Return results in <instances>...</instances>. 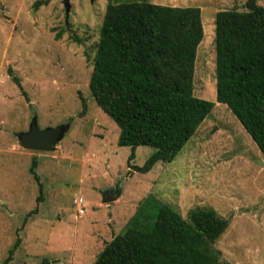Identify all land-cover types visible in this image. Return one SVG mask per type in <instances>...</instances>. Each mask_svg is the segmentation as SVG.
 I'll use <instances>...</instances> for the list:
<instances>
[{
  "label": "rangeland",
  "instance_id": "374dc122",
  "mask_svg": "<svg viewBox=\"0 0 264 264\" xmlns=\"http://www.w3.org/2000/svg\"><path fill=\"white\" fill-rule=\"evenodd\" d=\"M37 1L0 0V264L18 239L8 264H95L146 198L149 221L161 206L185 218L193 208L216 210L230 221L215 245L222 261L264 264V156L230 109L216 101L215 16L245 11L247 0H148L201 9L205 35L194 93L215 103L176 159L148 173L139 169L156 150L138 147L129 161L131 148L118 146L120 129L89 88L106 9L117 1L71 0L69 30L63 0L35 10ZM35 115L41 129L71 122L56 151L20 146L16 134L28 131ZM34 159L39 182L31 172ZM116 186L121 197L103 204V194ZM77 197L85 201L84 216Z\"/></svg>",
  "mask_w": 264,
  "mask_h": 264
},
{
  "label": "trees",
  "instance_id": "16d2710c",
  "mask_svg": "<svg viewBox=\"0 0 264 264\" xmlns=\"http://www.w3.org/2000/svg\"><path fill=\"white\" fill-rule=\"evenodd\" d=\"M116 1L106 9L89 88L119 127L118 146L131 148L129 161L138 147L156 150L139 169L148 173L159 162L172 163L215 107L194 93L197 53L205 35L202 11L148 0ZM259 1L247 0L245 11H219L214 45L216 101L230 109L264 156V7ZM49 2L37 1L33 8ZM9 76L25 96L11 70ZM37 165L34 159L31 172L39 182ZM149 202L146 198L139 205L95 264H231L222 261L215 247L230 227L227 218L209 207L193 208L185 218L161 206L149 221ZM20 244L18 239L3 264Z\"/></svg>",
  "mask_w": 264,
  "mask_h": 264
},
{
  "label": "water",
  "instance_id": "95a60500",
  "mask_svg": "<svg viewBox=\"0 0 264 264\" xmlns=\"http://www.w3.org/2000/svg\"><path fill=\"white\" fill-rule=\"evenodd\" d=\"M92 1V0H91ZM65 10V24L69 30V18L72 9L71 0H63ZM71 128V122L57 127L41 129L38 118L35 115L31 121L29 130L17 133L20 146L26 150L37 152H54L57 145L63 141ZM122 195L119 186H116L103 194V204L110 205L116 202Z\"/></svg>",
  "mask_w": 264,
  "mask_h": 264
},
{
  "label": "built area",
  "instance_id": "2783aa9c",
  "mask_svg": "<svg viewBox=\"0 0 264 264\" xmlns=\"http://www.w3.org/2000/svg\"><path fill=\"white\" fill-rule=\"evenodd\" d=\"M74 204L77 206V212L80 216H84L85 215V201L82 197H77L74 200Z\"/></svg>",
  "mask_w": 264,
  "mask_h": 264
},
{
  "label": "flooded vegetation",
  "instance_id": "af4514ba",
  "mask_svg": "<svg viewBox=\"0 0 264 264\" xmlns=\"http://www.w3.org/2000/svg\"><path fill=\"white\" fill-rule=\"evenodd\" d=\"M94 0H92V2H93Z\"/></svg>",
  "mask_w": 264,
  "mask_h": 264
}]
</instances>
